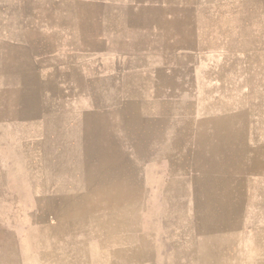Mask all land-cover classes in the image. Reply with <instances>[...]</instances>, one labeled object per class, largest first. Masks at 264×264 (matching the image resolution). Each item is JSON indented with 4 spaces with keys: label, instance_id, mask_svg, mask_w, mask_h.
<instances>
[{
    "label": "rangeland",
    "instance_id": "obj_1",
    "mask_svg": "<svg viewBox=\"0 0 264 264\" xmlns=\"http://www.w3.org/2000/svg\"><path fill=\"white\" fill-rule=\"evenodd\" d=\"M0 264H264V0H0Z\"/></svg>",
    "mask_w": 264,
    "mask_h": 264
}]
</instances>
